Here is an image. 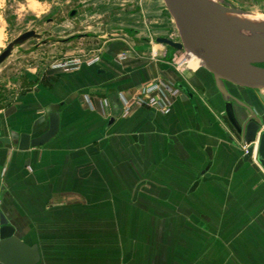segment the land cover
I'll return each mask as SVG.
<instances>
[{"label":"crops","instance_id":"1","mask_svg":"<svg viewBox=\"0 0 264 264\" xmlns=\"http://www.w3.org/2000/svg\"><path fill=\"white\" fill-rule=\"evenodd\" d=\"M136 3L113 17L123 36L138 28L137 43L109 38L94 64L50 65L3 88L0 213L36 245V264H264V167L258 155L243 159L209 72L190 57L174 68L183 51L156 41L178 39L163 0ZM159 74L181 89L170 110L122 116L118 94ZM52 111L55 134L19 148L21 133L48 129Z\"/></svg>","mask_w":264,"mask_h":264},{"label":"water","instance_id":"2","mask_svg":"<svg viewBox=\"0 0 264 264\" xmlns=\"http://www.w3.org/2000/svg\"><path fill=\"white\" fill-rule=\"evenodd\" d=\"M165 8L175 24L178 39L158 36L156 41L191 57L199 59L201 66L211 75L214 85L224 102L223 113L243 142L251 143L244 160L251 158L254 141L256 153L264 167V101L258 94V102L249 104L228 84L256 91L264 88V20H248L234 14L243 10L217 0H163ZM75 10L69 12L70 16ZM39 38L34 29L26 30L0 53L4 61L15 45L27 39ZM58 113L50 112L49 127L41 135L30 137L21 133L19 148L38 146L55 134ZM15 228L0 213V264H36L39 259L36 245L24 244L14 234Z\"/></svg>","mask_w":264,"mask_h":264},{"label":"rangeland","instance_id":"3","mask_svg":"<svg viewBox=\"0 0 264 264\" xmlns=\"http://www.w3.org/2000/svg\"><path fill=\"white\" fill-rule=\"evenodd\" d=\"M217 1L256 16H238L242 19L264 20V0ZM132 2L134 5H129ZM136 4V0H0V49L25 30L34 29L40 33L39 38L31 37L15 45L0 64V86L14 89L12 77L15 75L20 78L25 72H41L72 56L97 53L96 49L105 45L109 38L121 35L137 43L134 33H138V28H132L123 36L119 30L122 26L114 25L120 19L113 17L119 8L136 12ZM73 9L76 12L70 16ZM172 23L176 29L173 19ZM131 24L138 25L132 20ZM228 85L233 87V84ZM262 91L258 89V94L264 101Z\"/></svg>","mask_w":264,"mask_h":264},{"label":"built area","instance_id":"4","mask_svg":"<svg viewBox=\"0 0 264 264\" xmlns=\"http://www.w3.org/2000/svg\"><path fill=\"white\" fill-rule=\"evenodd\" d=\"M155 54L156 53H153V55ZM189 57L190 55L187 52L183 51L182 54L179 56L176 54L173 55L169 62L174 68L179 70V68L183 64L189 61ZM100 60L101 55L99 52L90 55L83 53L82 55L72 56L64 61L54 63L52 67L62 68L64 70H73L78 68L83 63L91 65ZM135 89L136 94L130 97L125 96L121 92L118 94L119 99L122 103V116L127 115L132 109V107L142 105L157 109L158 111L163 113H167L170 110L172 99L177 96L181 91L180 87L175 82L164 77L161 74L156 75L151 79L139 82L136 85ZM262 90L264 97V88ZM100 105L106 110L109 106L108 99L102 98L100 100ZM257 142V140L253 142L255 148L251 157H255L257 155ZM249 145H251V143H242L241 149L243 155L247 153Z\"/></svg>","mask_w":264,"mask_h":264},{"label":"flooded vegetation","instance_id":"5","mask_svg":"<svg viewBox=\"0 0 264 264\" xmlns=\"http://www.w3.org/2000/svg\"><path fill=\"white\" fill-rule=\"evenodd\" d=\"M25 31H26V30H25ZM23 32H24V31H23ZM21 33H22V32H21ZM18 35H19V34H18ZM9 42H10V41H9ZM9 42H8V43H9ZM8 43H7V44H8ZM7 44H6V46H7ZM6 46H5V47H6ZM5 47H3L2 49H0V53L2 52V50H3ZM12 50H13V49H12ZM12 50H11V53H12ZM11 53H10V54H11ZM10 54H9V55H10ZM9 55H8V56H9ZM2 62H3V61H2ZM2 62H1V63H2ZM1 63H0V64H1ZM36 74H37V73H36ZM27 77H28V72H25L20 78H22V80H23V79H25V78H27ZM20 78H19V75H15V76H13V77H12V80H13V83H12V84H14V85L17 84L18 81L20 80ZM2 91H3V87L0 86V98H1Z\"/></svg>","mask_w":264,"mask_h":264},{"label":"bare ground","instance_id":"6","mask_svg":"<svg viewBox=\"0 0 264 264\" xmlns=\"http://www.w3.org/2000/svg\"><path fill=\"white\" fill-rule=\"evenodd\" d=\"M234 15H235L236 17H238V16L249 17V18H255V17H256V16H254V14L252 15V14L247 13V12H244V13H241V14H234ZM239 18H240V17H239ZM256 20H258V19H256ZM190 58H191L192 61L195 62L196 64H198V65L201 64V62H200L199 59L193 58V57H191V55H190Z\"/></svg>","mask_w":264,"mask_h":264}]
</instances>
